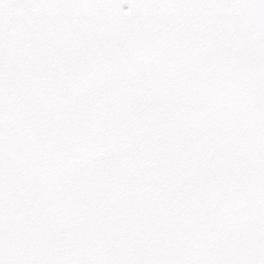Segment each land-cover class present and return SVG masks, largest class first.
Here are the masks:
<instances>
[{
  "label": "snow or ice",
  "instance_id": "6c2138e0",
  "mask_svg": "<svg viewBox=\"0 0 264 264\" xmlns=\"http://www.w3.org/2000/svg\"><path fill=\"white\" fill-rule=\"evenodd\" d=\"M0 264H264V0H0Z\"/></svg>",
  "mask_w": 264,
  "mask_h": 264
}]
</instances>
